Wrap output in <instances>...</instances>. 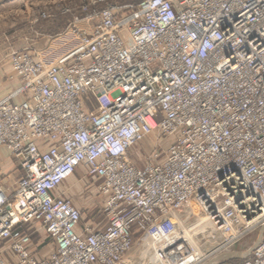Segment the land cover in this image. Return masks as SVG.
Wrapping results in <instances>:
<instances>
[{"label":"built area","instance_id":"1","mask_svg":"<svg viewBox=\"0 0 264 264\" xmlns=\"http://www.w3.org/2000/svg\"><path fill=\"white\" fill-rule=\"evenodd\" d=\"M79 2L65 10L74 52L52 65L10 56L22 83L0 100V147L24 177L0 190V241L16 264H136L142 236L161 264L183 235L165 220L198 200L222 242L212 255L191 244L190 264L231 252L264 227V0ZM81 170L104 228L56 194ZM31 223L50 257H36ZM242 264H264V238Z\"/></svg>","mask_w":264,"mask_h":264},{"label":"rangeland","instance_id":"2","mask_svg":"<svg viewBox=\"0 0 264 264\" xmlns=\"http://www.w3.org/2000/svg\"><path fill=\"white\" fill-rule=\"evenodd\" d=\"M140 1L109 0V3L124 8L126 6L136 7ZM79 5V0L0 1L1 70L8 71L9 68L11 69L10 56L15 51L31 49L36 52L39 60L50 65L61 62L66 55L74 52L78 41L71 35L66 36L67 38L64 36L73 14L79 12ZM68 7L74 9L73 14L65 13ZM43 14H46V17H43ZM143 146L146 147L147 145H140V147ZM136 163L142 165V161L138 159H136ZM90 187L82 176L77 174L61 189L64 190L66 197H71L70 200L84 206V218L90 226L95 229L104 228L107 223L102 211V200L96 189ZM203 202L194 200L177 212L175 216H170L165 220L163 233L169 229H176L184 235L183 239L185 238L187 245L180 250L182 245L176 244V250L170 253L171 256L160 257L163 264H190L189 249L191 244H196L206 255H212L220 246L222 237L212 221L208 220L205 211L199 206ZM261 229H257L243 239L231 252H246L252 248L259 240ZM139 241L137 242L139 243ZM141 251L142 248L137 244L132 253L139 255ZM218 255L220 253L210 256L205 264ZM247 259L220 261L217 264H242Z\"/></svg>","mask_w":264,"mask_h":264},{"label":"crops","instance_id":"3","mask_svg":"<svg viewBox=\"0 0 264 264\" xmlns=\"http://www.w3.org/2000/svg\"><path fill=\"white\" fill-rule=\"evenodd\" d=\"M4 1V0H0ZM67 30V29H66ZM67 38V37H66ZM36 55V52H35ZM37 57V55H36ZM12 66V65H11ZM21 79L15 74L13 68H9L8 71H3L0 68V100L8 97L21 85ZM15 102H22V98L15 99ZM79 175L84 177L85 171L81 170L78 172ZM24 177V172L20 167V164L16 162L11 154V151L6 147H0V190H3L8 195H14L18 188L19 181ZM69 182V181H68ZM87 184L89 183L86 182ZM90 185V184H89ZM91 186V185H90ZM93 188V185L90 187ZM63 189L57 190L56 194H64ZM68 199H71L70 196H67ZM102 200V199H101ZM73 203L79 207L83 213L85 211L84 206L81 203H78L74 200ZM87 223L84 218V224ZM88 224V223H87ZM25 231L33 234V242L35 245L34 250L37 251L38 247L45 243V246L38 250L36 257L40 259L50 257L52 253V245L49 243L48 239L45 236L43 227L41 224L31 223L24 227ZM135 247L139 244L142 251L139 255L129 254L128 258H132L136 264H159V261H154L152 256H150L149 251H146L147 247L143 246L142 236H137L135 238ZM141 242V243H140ZM11 241H0V258H2L5 264H16L17 258L13 255L11 251ZM134 247V248H135ZM134 250V249H133ZM163 260H160L161 264Z\"/></svg>","mask_w":264,"mask_h":264},{"label":"water","instance_id":"4","mask_svg":"<svg viewBox=\"0 0 264 264\" xmlns=\"http://www.w3.org/2000/svg\"><path fill=\"white\" fill-rule=\"evenodd\" d=\"M263 238H264V227L261 229L259 240L248 251L246 252L233 251V252L222 253L206 264H217L220 261L245 260L253 255V253L255 252V250L258 248L259 244L263 240Z\"/></svg>","mask_w":264,"mask_h":264},{"label":"bare ground","instance_id":"5","mask_svg":"<svg viewBox=\"0 0 264 264\" xmlns=\"http://www.w3.org/2000/svg\"><path fill=\"white\" fill-rule=\"evenodd\" d=\"M198 228V227H197ZM183 237H184V235H182V236H179L177 239H174L175 241H173V247H174V250L173 251H175L176 250V248H175V246L177 247V245L179 244V238H181V239H183ZM177 244V245H176ZM172 251V252H173ZM170 255V254H169ZM161 260V259H160Z\"/></svg>","mask_w":264,"mask_h":264},{"label":"trees","instance_id":"6","mask_svg":"<svg viewBox=\"0 0 264 264\" xmlns=\"http://www.w3.org/2000/svg\"><path fill=\"white\" fill-rule=\"evenodd\" d=\"M140 3V2H139ZM239 261H242V260H239Z\"/></svg>","mask_w":264,"mask_h":264}]
</instances>
